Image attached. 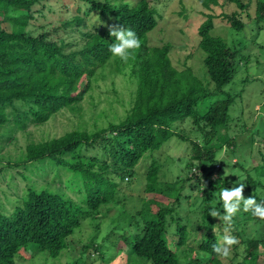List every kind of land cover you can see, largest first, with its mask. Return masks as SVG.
I'll return each mask as SVG.
<instances>
[{
    "label": "trees",
    "instance_id": "trees-1",
    "mask_svg": "<svg viewBox=\"0 0 264 264\" xmlns=\"http://www.w3.org/2000/svg\"><path fill=\"white\" fill-rule=\"evenodd\" d=\"M50 1L0 0V129L6 126L9 132H25L29 126L47 123L64 109L79 114L80 103L111 64L115 72L128 69L135 89L129 109L118 121L100 127L93 120L92 131L75 129L57 138L30 141L17 159H7L4 165L0 159V178L7 180L0 191V264H17L22 258L19 249L27 245L58 263L82 220L101 218L103 208L109 205L125 212L126 205L134 202L128 190L137 175L139 183L144 179L145 185H139L143 191L140 207L135 213L123 214L127 230L116 233L114 227L100 241L95 222V233L71 264H87L97 256L104 261L102 255L108 250L103 243L111 235L115 242L105 245H114L125 262L180 264L178 252L182 250L184 264H261L260 260L264 264V227H258L264 218L241 206L231 223L223 221L219 192L237 181L219 177V170L214 169L223 146L232 154L237 152L236 139L229 134L230 111L235 100H241L243 90L233 93L225 87L236 73V61L245 59L242 52L246 47L234 49L210 34L213 20L219 16L236 33L243 30L240 13H247L252 4L254 21L263 23L264 0H196L209 11L203 13L205 20L192 51L200 52L206 82L186 66L191 55L185 57L179 70L171 62L170 43L148 45L149 33L163 17L161 0L118 5L108 0H73L76 8L71 16L66 6L56 10ZM226 5L235 11L214 14L215 8ZM42 11L58 16L57 21L48 23L49 28L34 23L38 16L44 17ZM93 12L98 15L95 24L90 23ZM187 16L184 13L183 17ZM95 25L111 27L101 30ZM122 27L136 33L139 46L121 61L109 45L115 41L110 32ZM256 30L259 34L262 29L259 26ZM73 32L81 45H73L74 40L69 39ZM259 123L258 119L250 127L243 121L242 133L262 131ZM7 138L5 133L0 135L4 142ZM180 142L190 148L183 158L162 156L163 148ZM253 149L260 162L251 172L262 178L264 146L252 143L249 152ZM232 167L236 169V165ZM241 168L246 173L248 198L255 196L264 204V183L254 179L245 165ZM186 190H194L196 195H186ZM197 195L201 202L191 214L189 207ZM210 209L221 215L211 217ZM188 215L195 218L192 223H187ZM224 235L239 241L230 248V263L222 262L225 257L213 251L214 244L223 245Z\"/></svg>",
    "mask_w": 264,
    "mask_h": 264
},
{
    "label": "rangeland",
    "instance_id": "rangeland-1",
    "mask_svg": "<svg viewBox=\"0 0 264 264\" xmlns=\"http://www.w3.org/2000/svg\"><path fill=\"white\" fill-rule=\"evenodd\" d=\"M108 1L111 4L118 5L123 3L132 4L133 0ZM252 1L254 2L255 0ZM50 2L53 5V8H56V10L61 6H66L68 8V16H71L75 13L76 4L75 2H73V0H51ZM161 2L163 17L161 18V20H159L155 29L149 33V37L147 39L148 45L160 46L166 42L170 43L172 45L170 59L173 63V66L177 67L179 70H181L183 67L185 57L191 55L190 58L186 61V66H189L192 69V72L196 77L201 79L203 82H206V80L203 79V77L207 78V75L204 74L205 70L202 69L203 65L200 61V52L195 50L193 53L192 51L194 50L195 46L197 45V41L199 40L198 29L205 20L204 14H207L209 11L204 9L196 0H161ZM37 8L40 9V6H37ZM254 10V5L252 4L246 11L247 13H240V19L242 20L244 27L243 30L239 31L238 33H236V31L230 27L229 23H227L220 16L213 20V29L210 31V34L212 36L220 37L224 40V42H226L229 46H232L234 49H242L244 46L246 47L242 52L245 56V59L243 61L240 59L236 61V73L234 74L231 83L225 87V90H227L228 92L232 91L233 93H237L238 91L240 92L243 90L241 92V100L237 98L230 111L232 122L229 134L236 139L237 152H235L236 154H232L233 152H229L226 145L223 146L220 152L216 155L217 161L219 163L216 164L214 168L215 170H219V177L221 176L222 178L227 179L231 182H241L245 185L242 190V197L244 199L248 198V192L246 189V173L241 172V169H243L241 168L242 165H245L248 170L250 169V173L254 179H260V182L264 183V177L259 178L256 174V171L251 172L254 166L256 167L257 165H259L260 155L259 153L258 156L256 155V149H253L252 152H249V150L252 148V143H261L264 146V137H261L264 136V22L258 24L254 21ZM234 11V7L226 5L222 8H215L214 14H230ZM42 12L44 14V17L38 16L37 22L34 21L36 25H48L47 28H49V22L57 21L58 16L44 13L45 11ZM186 12L188 13V16L183 17L184 13ZM97 16L98 15L93 12V14L91 15L92 20L90 21V23H97ZM259 26L262 30H260L258 34V32H256V29ZM3 27L7 28V25H3ZM110 27L111 26L103 25L100 26V28H97V26L95 25L96 29L102 28L105 30H109ZM256 34H258L257 37H255ZM69 37V39L74 40L73 45L79 46V44L81 45V43H83L82 41H80V38H77L74 32L70 34ZM75 48L76 47H74V49ZM113 69L114 68L111 64L110 67H106L104 70H102V73H104V78L94 83L92 90L80 103L81 111L79 112V114L73 115L72 112L64 109L63 111L52 117L47 123L42 125L29 126L25 132H9L8 129L10 130V128L6 126L0 129V135H3L5 133L8 136L5 142L3 140H0V159L3 161L2 165L5 164V160L10 159L9 161H13L17 159L22 152L24 153L25 147L30 141L37 143L42 140L57 138L62 136L66 132L75 129L92 131L94 128H92L91 124H93L95 120H97L96 126L100 125V127L107 125V123H109L108 121H118L129 109L130 99L132 97V92L135 89V85L132 80L128 78V69H123L121 72H115L113 71ZM245 80H248V82L245 83ZM206 84L207 83H204V85ZM113 89L115 90V92L113 91ZM93 105L96 106L95 110L93 109ZM204 108L205 105H203L202 110ZM94 111L96 113L100 112L97 113L99 116L97 114L92 115ZM101 111L104 112V115H101ZM258 119L260 120L259 129H261L262 131H258L253 135L250 134L251 132L242 133L243 130L241 128V124H243V121L247 120L249 126L252 127L254 123L258 121ZM190 126L180 127L187 129L188 127L190 128ZM29 133V137H26ZM258 133L260 138L256 136ZM189 150V146H187L185 143L180 142L177 146H166L165 148H163V153L161 154L162 156L169 155L179 159L184 157L185 151V154H188ZM232 165H236V169H234ZM140 167L141 168L139 173L142 178L143 168L142 166ZM17 171L20 170H16V174L14 176L16 177V179L19 178V176L17 175ZM192 171H194V169L191 170L190 173ZM190 173L187 174L190 175ZM136 177L137 178L135 180V183L132 182L129 185V189H131L132 191L128 190V196H130L131 199L134 200V202H130V204L126 205L125 212L128 215L133 212L135 213V208L137 206L138 208L140 207L139 200L141 196H143L142 188L139 185H145V180L142 179V182L139 183L140 180H138V175ZM6 182L7 180L3 181L0 178V191L5 189ZM22 185L23 184H21V186ZM249 187L251 189L252 186ZM258 191L262 192V190L260 189ZM188 193L196 195L194 193V190H191V192H188V190H186L185 194L187 195ZM1 196L2 193H0V197ZM200 202L201 196L197 195V200L189 207V212L191 214L194 213ZM125 212L120 213L118 206L109 205L103 208V212H101L103 216H101V218H98L95 221L91 220L90 218L82 220L80 228L75 230L72 237L68 239L69 249L66 251L61 261H58V263H56L57 260L51 258L49 255L37 254L36 249L33 246L27 245L19 249V254L22 256V258L19 259V262L17 264H71L82 251L83 244L85 242H88L89 237L95 233L94 229L92 228L95 222L99 225L98 227L100 228L98 232V239L100 241L102 240V237L110 233V231L114 227L118 229L116 230V233H122L123 231L127 230L125 228V220H127V218H123L125 216L123 215L125 214ZM237 213L234 215L236 216ZM187 217V223H192V221L195 220L193 216L188 215ZM119 224H122L123 227H120ZM258 227H264V222H261V225ZM115 238V236L111 235L105 244L115 242ZM105 244L103 243L108 252L107 254L102 255L104 261L97 258V256L87 264H142L137 262L135 263L134 261L125 262V258L121 259V257L119 256L120 252L113 247L114 245L112 246ZM186 248L190 249L189 246ZM188 249H186V252L189 253L190 251ZM189 254L191 255L192 252H190ZM109 257L111 258L109 259ZM178 257L180 259V264H184L185 257L182 254V250L178 252ZM230 259L231 254L228 256V259L223 258L222 262L230 263ZM260 263L263 264L262 260H260Z\"/></svg>",
    "mask_w": 264,
    "mask_h": 264
},
{
    "label": "clouds",
    "instance_id": "clouds-1",
    "mask_svg": "<svg viewBox=\"0 0 264 264\" xmlns=\"http://www.w3.org/2000/svg\"><path fill=\"white\" fill-rule=\"evenodd\" d=\"M110 36L115 37V41L109 45L110 51L113 55L121 59H127L130 55L129 50L135 49L139 46V40L136 33L131 28H115L110 32ZM245 187L243 183H235L230 188H221L219 192V199L223 202L224 214L223 221L231 223L234 214H236L241 206L244 211L252 210L253 215L264 218V204L258 203L255 196L244 199L242 197V190ZM211 217H217L221 214L215 209L209 211ZM223 245L214 244L213 251L223 257L230 255V248L239 243L238 239L232 235H224L222 237Z\"/></svg>",
    "mask_w": 264,
    "mask_h": 264
}]
</instances>
